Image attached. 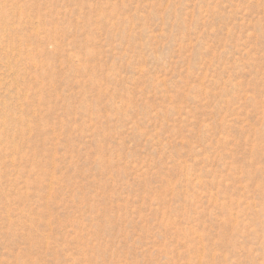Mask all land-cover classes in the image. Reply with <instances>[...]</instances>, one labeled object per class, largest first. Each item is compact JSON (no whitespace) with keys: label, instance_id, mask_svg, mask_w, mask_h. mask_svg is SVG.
Returning <instances> with one entry per match:
<instances>
[{"label":"rangeland","instance_id":"1","mask_svg":"<svg viewBox=\"0 0 264 264\" xmlns=\"http://www.w3.org/2000/svg\"><path fill=\"white\" fill-rule=\"evenodd\" d=\"M0 264H264V0H0Z\"/></svg>","mask_w":264,"mask_h":264}]
</instances>
